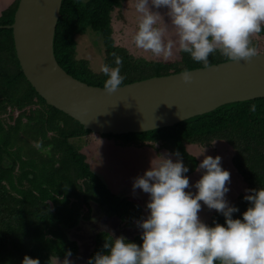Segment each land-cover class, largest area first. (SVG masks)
<instances>
[{
	"label": "trees",
	"instance_id": "16d2710c",
	"mask_svg": "<svg viewBox=\"0 0 264 264\" xmlns=\"http://www.w3.org/2000/svg\"><path fill=\"white\" fill-rule=\"evenodd\" d=\"M18 2L14 0L0 11V26L12 24ZM121 3L122 0H62L53 51L64 71L92 86L103 87L107 79L91 67L88 59L78 56V37L99 44L101 63L114 67L112 53L123 58L122 85L179 73L184 68H203L187 53H179L172 61H161L134 57L117 45L112 21ZM258 37H264V31ZM252 43L259 50L255 39ZM209 61L214 65L228 60L216 52ZM252 105L254 112L250 111ZM90 134V130H84L36 93L19 66L12 30L1 27L0 264H21L26 255L39 259L40 264H52V259H64L69 250L71 256L76 255L77 241L70 234L81 221L91 219L94 205L125 226L143 217L138 202L112 192L91 170L81 146L74 142ZM100 136L120 147L178 152L189 169L186 176L198 167L197 158L187 147L208 148L214 142H223L233 151L231 162L248 189L264 187V98L226 104L170 127ZM37 141H42L40 149L35 147ZM243 197L238 196L234 206L239 211L233 219H242L250 206ZM214 222L223 226L224 217L215 211L208 226H214ZM110 234L100 230L93 236L84 264L102 250ZM140 235L126 241L140 246Z\"/></svg>",
	"mask_w": 264,
	"mask_h": 264
},
{
	"label": "clouds",
	"instance_id": "9594fccd",
	"mask_svg": "<svg viewBox=\"0 0 264 264\" xmlns=\"http://www.w3.org/2000/svg\"><path fill=\"white\" fill-rule=\"evenodd\" d=\"M133 7L138 16L133 44L155 58L167 61L187 53L209 70V57L216 52L233 63H249L259 54L252 40L264 31V0H135ZM112 56L114 67H99L107 77L102 90L107 95L121 89L125 80L123 58ZM179 80L191 84L192 72L184 68ZM35 147L40 149L42 141ZM188 171L178 152L151 161L132 184L133 192L148 194L147 215L134 222L142 244L110 234L87 264H264V187L245 190L249 194L243 199L250 206L242 219H233L239 209L225 198L230 173L221 168V157L203 158L197 168L201 177L191 185L195 193L185 191L190 188ZM201 202L224 217L223 226L201 221ZM71 255L67 251L62 264H73ZM21 264L40 261L26 255Z\"/></svg>",
	"mask_w": 264,
	"mask_h": 264
},
{
	"label": "water",
	"instance_id": "95a60500",
	"mask_svg": "<svg viewBox=\"0 0 264 264\" xmlns=\"http://www.w3.org/2000/svg\"><path fill=\"white\" fill-rule=\"evenodd\" d=\"M61 3L19 0L12 24L0 28L12 30L19 66L36 93L84 130L100 135L142 133L226 104L264 98V52L249 63L225 61L209 70L192 69L191 84H182L179 72L124 84L107 95L103 87L72 77L57 63L53 39Z\"/></svg>",
	"mask_w": 264,
	"mask_h": 264
},
{
	"label": "rangeland",
	"instance_id": "374dc122",
	"mask_svg": "<svg viewBox=\"0 0 264 264\" xmlns=\"http://www.w3.org/2000/svg\"><path fill=\"white\" fill-rule=\"evenodd\" d=\"M13 1L14 0H0V11L8 7ZM134 2L135 0H122L120 8L116 9L113 14L112 27L116 44L124 47L134 57L165 61L161 58H155L150 53H145L134 46L132 37L134 36L138 23V16L133 7ZM160 11L163 13L166 10L161 9ZM253 39L258 42V51L264 52V37L256 36L253 37ZM77 54L79 57L88 59L93 69L99 70L101 65V50L98 43L90 42L84 37H78ZM178 55L179 53H176L173 58L167 61L177 59ZM74 142L81 146V152L86 156V162L89 164L91 170L103 180L107 187L119 196H129L132 200L138 202L142 206V216H146L148 194L143 193L139 189L133 192V181L138 176H142L143 173L149 169L151 161L163 154L169 153L164 150L156 152L154 148L150 147H120L113 141H108L95 133L87 137L76 139ZM187 150L195 155L198 160V165L205 156H211L213 158L216 156L221 157V168L230 173V182L226 184V187L230 190L225 196L230 206L236 204L239 195L245 196L249 194L245 191L248 187L243 183L241 176L231 162L233 151L225 143L214 142L212 146L208 148L189 146ZM172 158L175 161V158ZM201 174V171L196 170L192 175L187 176L190 181V188L185 191L196 192V189L191 187V185L195 184V182L200 179ZM213 212H215V210L208 209L201 202V211L198 215L203 223L208 225ZM100 230L110 231L114 237L124 236L128 239H132L136 235L141 234L135 224L132 226L121 225L114 217L109 218L102 210H99L98 207L94 205L91 219L89 221H81L80 224L72 230L70 235L73 240L77 242L82 241L81 245L83 252H89L92 249L93 236ZM83 254L84 253H82L79 260L74 261L73 264H84L86 254H84V256ZM63 260L64 259H52V264H62Z\"/></svg>",
	"mask_w": 264,
	"mask_h": 264
},
{
	"label": "flooded vegetation",
	"instance_id": "af4514ba",
	"mask_svg": "<svg viewBox=\"0 0 264 264\" xmlns=\"http://www.w3.org/2000/svg\"><path fill=\"white\" fill-rule=\"evenodd\" d=\"M80 224V223H79ZM78 224V225H79ZM81 242L82 241H79V242H77V245H78V250H79V252L77 251V254L76 255H74V256H70V257H68V258H70V260L74 263V261H77V260H79V258H80V255L82 254V253H84V254H86L87 255V251H85V252H83L82 251V245H81ZM84 243V242H83ZM90 244V243H89ZM89 244H87V245H89ZM84 254H83V256H84Z\"/></svg>",
	"mask_w": 264,
	"mask_h": 264
}]
</instances>
